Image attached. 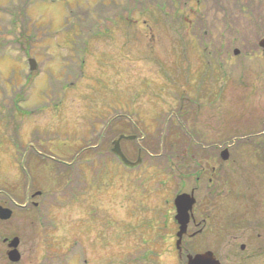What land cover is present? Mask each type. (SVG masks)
I'll return each instance as SVG.
<instances>
[{"label": "rangeland", "instance_id": "obj_1", "mask_svg": "<svg viewBox=\"0 0 264 264\" xmlns=\"http://www.w3.org/2000/svg\"><path fill=\"white\" fill-rule=\"evenodd\" d=\"M247 21L264 35V0H0V264H264V174L236 144L264 139V56L232 39Z\"/></svg>", "mask_w": 264, "mask_h": 264}, {"label": "water", "instance_id": "obj_2", "mask_svg": "<svg viewBox=\"0 0 264 264\" xmlns=\"http://www.w3.org/2000/svg\"><path fill=\"white\" fill-rule=\"evenodd\" d=\"M258 46L262 48L263 55H264V37L258 40ZM238 50H234V54H237ZM28 66L30 70H34L36 67L35 60L33 58L28 59ZM134 135H124L120 134L114 141L113 147L111 151L115 153L125 164L127 165H135L139 162V158L135 162H131L126 158L120 148V141L123 139H134ZM220 156L223 160L228 158V151L227 149H223L220 153ZM195 200L193 198L192 193H180L177 194L174 198L173 205L175 207V215L174 220L178 224V230L176 232V241L175 246L178 251L181 249V239L183 235L187 232V225L190 220V212ZM11 210L6 207H0V219L1 220H8L11 217ZM18 238L13 237L8 242L9 250L7 251V257L10 261L17 262L19 260V252L17 250L18 246ZM243 248V246H241ZM186 264H220L219 260L215 257V255L211 251H205L203 253H196V254H187L186 255Z\"/></svg>", "mask_w": 264, "mask_h": 264}, {"label": "trees", "instance_id": "obj_3", "mask_svg": "<svg viewBox=\"0 0 264 264\" xmlns=\"http://www.w3.org/2000/svg\"><path fill=\"white\" fill-rule=\"evenodd\" d=\"M254 1V0H253ZM260 1V0H259ZM252 0H248V3H251ZM262 2V1H261ZM241 5L239 7V11H241V13L244 11V10H241ZM220 8H223L221 6L218 7V10ZM224 9V8H223ZM217 10V11H218ZM225 10V9H224ZM230 19H233L231 16L229 17ZM249 20V19H247ZM227 21H230V20H226L225 22ZM249 21H252V20H249ZM249 21L245 22L244 24L240 25L238 29H236L238 31V33L234 32L233 31H230L233 33V37L232 39L235 41L237 40L236 38L238 36H240V40H241V45L244 47V48H257V45H256V40L260 37V36H257L258 34H261V28L260 27H254ZM263 21V19H262ZM263 25V24H262ZM203 26L199 25L198 23H196L195 25V32L196 34L199 36V37H202L203 35L205 36V33H201V28ZM232 30H235V29H232ZM125 124L121 125L122 127L124 126ZM122 130L120 132H125V130H123V128H121ZM132 131L134 132V126L131 127ZM157 135H160V133H158ZM173 139V138H172ZM158 141H159V137H158ZM172 144H169L168 143V146L171 148V147H175L178 143H182L180 141V139L177 138V140L175 142H170ZM249 198V197H248ZM236 215H232V214H228L226 215L225 218L227 219H235ZM222 231V230H221Z\"/></svg>", "mask_w": 264, "mask_h": 264}, {"label": "flooded vegetation", "instance_id": "obj_4", "mask_svg": "<svg viewBox=\"0 0 264 264\" xmlns=\"http://www.w3.org/2000/svg\"><path fill=\"white\" fill-rule=\"evenodd\" d=\"M108 31L112 32L113 30L109 29ZM238 139L241 141H238L236 144H240V145H243L244 147L246 146L248 148L256 149V153L259 155V156H257V158H258L257 163L260 164L259 174H264V139L262 138V140L261 139L256 140V139H252V137L251 138H249V137H244V138L238 137ZM233 144L235 145V143H233ZM191 190L193 191V187L191 188ZM256 226L259 227L260 229H264V220H260L259 222H257ZM259 249H260V247H259ZM260 254L262 256H264L263 252H260Z\"/></svg>", "mask_w": 264, "mask_h": 264}]
</instances>
